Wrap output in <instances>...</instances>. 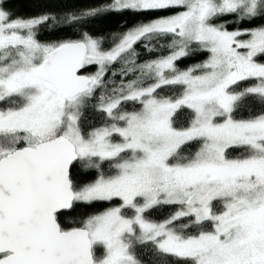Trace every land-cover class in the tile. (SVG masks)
Here are the masks:
<instances>
[{
	"label": "snow or ice",
	"instance_id": "obj_1",
	"mask_svg": "<svg viewBox=\"0 0 264 264\" xmlns=\"http://www.w3.org/2000/svg\"><path fill=\"white\" fill-rule=\"evenodd\" d=\"M262 60L264 0H0V264H264Z\"/></svg>",
	"mask_w": 264,
	"mask_h": 264
},
{
	"label": "trees",
	"instance_id": "obj_2",
	"mask_svg": "<svg viewBox=\"0 0 264 264\" xmlns=\"http://www.w3.org/2000/svg\"><path fill=\"white\" fill-rule=\"evenodd\" d=\"M60 2L86 4V3H89L90 0H7V7L15 14V16L27 18V17L37 15L38 13L43 11L46 6H52L53 4L60 3ZM60 14L63 15L64 13L61 12ZM133 19H134V17H132L131 15H128V14H126L124 17H121L119 15H110L107 18L98 22L95 25V29L97 31L104 32V33L120 31V30H122V28L124 26H127V24H130ZM222 19L227 20L230 18L224 17ZM258 23H259L258 21L255 22L254 24H248V23L233 24V23H229L228 27H229V30H232L233 28H236V27L248 28V27H253ZM50 33H53V35L51 36L52 39H55V38L63 39V38H69V37L74 38L75 37V32L72 30L56 32L54 29H51V28L47 29L43 33V35L45 37H48ZM143 58H147V57H143ZM206 58H207L206 54L200 53V54H197L195 56H191L189 58H186V59H184L178 63H179V66L181 68H186V67H188L194 63H198L200 61H203ZM262 62H264V60H262ZM245 83H247V82H245ZM160 91L162 92V94H165V95H173L174 94L173 91H171L167 88L162 89ZM252 107L255 108L257 111H259V105L256 104L255 102H252ZM190 115H191L190 110H188V109L180 110V112L177 113L178 122L181 125H186L189 122ZM241 115L246 117L248 115V113H247V111H242ZM85 116L87 117L88 124L99 126L100 123L102 122L101 114L97 113L96 111H94L92 109H85ZM186 147H189V149L191 151L196 150L195 145L186 146ZM174 207L175 206H165L164 209L157 211V212H154L153 218L154 219H162V218L166 217L167 215L170 214L171 211L174 210ZM96 210L102 211L103 207H100ZM77 215H79V213ZM169 259L174 261V258H169Z\"/></svg>",
	"mask_w": 264,
	"mask_h": 264
}]
</instances>
